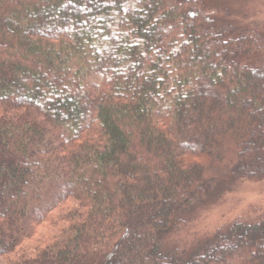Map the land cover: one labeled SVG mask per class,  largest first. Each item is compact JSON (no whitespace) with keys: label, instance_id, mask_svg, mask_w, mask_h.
I'll return each instance as SVG.
<instances>
[{"label":"trees","instance_id":"16d2710c","mask_svg":"<svg viewBox=\"0 0 264 264\" xmlns=\"http://www.w3.org/2000/svg\"><path fill=\"white\" fill-rule=\"evenodd\" d=\"M210 1L0 0V264H264L262 210L162 249L264 179V30Z\"/></svg>","mask_w":264,"mask_h":264},{"label":"rangeland","instance_id":"374dc122","mask_svg":"<svg viewBox=\"0 0 264 264\" xmlns=\"http://www.w3.org/2000/svg\"><path fill=\"white\" fill-rule=\"evenodd\" d=\"M208 6L209 13L218 20L222 17L219 11L226 10L232 20L242 24L258 22L264 30V0H212ZM243 210L264 211V179L220 185L218 195L183 216V227L162 236V249L164 252L178 249L190 254Z\"/></svg>","mask_w":264,"mask_h":264},{"label":"snow or ice","instance_id":"6c2138e0","mask_svg":"<svg viewBox=\"0 0 264 264\" xmlns=\"http://www.w3.org/2000/svg\"><path fill=\"white\" fill-rule=\"evenodd\" d=\"M185 147H186V146H185ZM0 254H2V253H0ZM199 259H200V261H201L202 264H203V262H204L205 260H207V261H211V260L213 259V257H212V255H211V253H205V256H202V257H200Z\"/></svg>","mask_w":264,"mask_h":264}]
</instances>
